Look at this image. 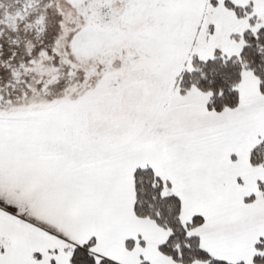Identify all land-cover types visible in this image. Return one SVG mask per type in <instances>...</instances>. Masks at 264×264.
<instances>
[{
	"label": "snow or ice",
	"instance_id": "6c2138e0",
	"mask_svg": "<svg viewBox=\"0 0 264 264\" xmlns=\"http://www.w3.org/2000/svg\"><path fill=\"white\" fill-rule=\"evenodd\" d=\"M0 264H264V0H0Z\"/></svg>",
	"mask_w": 264,
	"mask_h": 264
}]
</instances>
